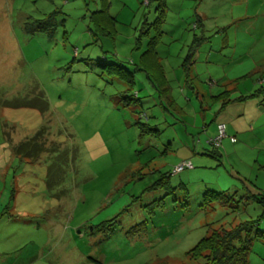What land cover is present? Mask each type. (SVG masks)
I'll list each match as a JSON object with an SVG mask.
<instances>
[{
    "label": "rangeland",
    "instance_id": "374dc122",
    "mask_svg": "<svg viewBox=\"0 0 264 264\" xmlns=\"http://www.w3.org/2000/svg\"><path fill=\"white\" fill-rule=\"evenodd\" d=\"M104 3L112 37L94 34ZM52 11L53 37L26 31ZM40 130L36 157L16 153ZM263 195L264 0H0V264H201L190 251L213 229L264 231Z\"/></svg>",
    "mask_w": 264,
    "mask_h": 264
},
{
    "label": "trees",
    "instance_id": "16d2710c",
    "mask_svg": "<svg viewBox=\"0 0 264 264\" xmlns=\"http://www.w3.org/2000/svg\"><path fill=\"white\" fill-rule=\"evenodd\" d=\"M103 7L104 8L99 12L98 16L92 17V19L96 22V29H94V34L97 36L105 35L112 37L115 32L114 29L115 18L111 16L110 13L108 12V6L106 5V3L103 4ZM163 11L164 9L162 10L161 13H159L155 22L151 23V25L157 24L160 26L161 22L165 20V14ZM55 12L57 11L54 12L52 11L43 18H36V19L32 18L28 20L25 26L26 31L30 34L42 32V33H46L49 37H53L56 31ZM161 36H162V29H160L157 33V37L161 38ZM196 39L198 40L200 39V37L198 35H194L193 44L184 59L185 63L193 60L195 56L198 47V45L196 44L197 41ZM156 44H158V40L156 37H153L149 41L148 44L149 47L147 48L148 51L144 52L141 55L142 63H140V65H137L139 70L145 71V69H147L146 67L149 65V59H147V57L151 58L150 66L152 65V63L154 64L155 62L154 56L156 57V59L158 58L157 57L158 54L155 51ZM151 56L153 57V60ZM156 68H158V70H156L153 73V75L155 74L157 76L155 77V80L156 81L159 80V82H161L159 83V86L162 87L159 88L166 92L168 91V86H167L168 84L166 79L163 77L164 71H162L163 68L161 63H158ZM127 74H130V76L127 78L128 80L127 85L132 86L135 80L131 78L132 77L131 73H127ZM229 91H230L229 89L225 88L223 91L215 95H212V99L214 101L221 102V107H224L227 103L233 100L229 97L230 96ZM41 96L43 97V95ZM245 98H247V96L245 95L237 97V99L239 100ZM44 134H45V130H40L37 134L38 137L36 136L35 140L33 139L34 140L33 142L30 140L26 142H22L19 145H15L14 150L16 151V153L18 154L21 153L24 156H29L32 158L36 157L39 154L40 150L41 149L43 150V144L42 146L39 144V139L40 138L42 139ZM210 143L213 142L210 141ZM173 173H179V172H174L173 169ZM232 195H233L232 193L217 192L213 190L210 191L208 190L204 194V196H207L206 201L209 202L213 201L220 203L222 205L228 204L229 199L231 198ZM256 199L258 201H262L261 199H264V195L262 198H256ZM256 224L257 223L253 221H242L229 228L220 227L217 229H213L208 235L201 238L197 242V244L191 249L190 251L191 258L197 261H201V264H248L254 238L259 237L261 239H264V231L259 228L255 229Z\"/></svg>",
    "mask_w": 264,
    "mask_h": 264
},
{
    "label": "built area",
    "instance_id": "2783aa9c",
    "mask_svg": "<svg viewBox=\"0 0 264 264\" xmlns=\"http://www.w3.org/2000/svg\"><path fill=\"white\" fill-rule=\"evenodd\" d=\"M227 135L226 133V125L224 123L218 124V136L214 139H211L210 141L213 142L215 145H219L221 143V140ZM231 139L233 141L236 140L234 136H231ZM193 167V163L190 160H183L179 164H177L174 167V172H180L185 168H191Z\"/></svg>",
    "mask_w": 264,
    "mask_h": 264
},
{
    "label": "crops",
    "instance_id": "0c3cea01",
    "mask_svg": "<svg viewBox=\"0 0 264 264\" xmlns=\"http://www.w3.org/2000/svg\"><path fill=\"white\" fill-rule=\"evenodd\" d=\"M221 123H223V122H221ZM237 128V127H236Z\"/></svg>",
    "mask_w": 264,
    "mask_h": 264
}]
</instances>
